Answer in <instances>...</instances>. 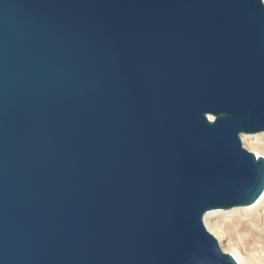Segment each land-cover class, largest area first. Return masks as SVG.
Instances as JSON below:
<instances>
[{"label": "water", "instance_id": "obj_1", "mask_svg": "<svg viewBox=\"0 0 264 264\" xmlns=\"http://www.w3.org/2000/svg\"><path fill=\"white\" fill-rule=\"evenodd\" d=\"M260 132L262 0H0V264H238Z\"/></svg>", "mask_w": 264, "mask_h": 264}, {"label": "bare ground", "instance_id": "obj_2", "mask_svg": "<svg viewBox=\"0 0 264 264\" xmlns=\"http://www.w3.org/2000/svg\"><path fill=\"white\" fill-rule=\"evenodd\" d=\"M240 139L244 148L264 156V132L240 134ZM203 223L238 264H264V192L250 205L207 211Z\"/></svg>", "mask_w": 264, "mask_h": 264}, {"label": "rangeland", "instance_id": "obj_3", "mask_svg": "<svg viewBox=\"0 0 264 264\" xmlns=\"http://www.w3.org/2000/svg\"><path fill=\"white\" fill-rule=\"evenodd\" d=\"M243 144V143H242Z\"/></svg>", "mask_w": 264, "mask_h": 264}]
</instances>
